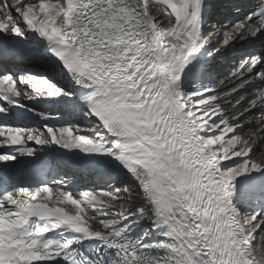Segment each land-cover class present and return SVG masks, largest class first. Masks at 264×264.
Masks as SVG:
<instances>
[{"label":"snow or ice","instance_id":"1","mask_svg":"<svg viewBox=\"0 0 264 264\" xmlns=\"http://www.w3.org/2000/svg\"><path fill=\"white\" fill-rule=\"evenodd\" d=\"M208 8L0 0V264H264V0ZM77 153L114 171L84 186Z\"/></svg>","mask_w":264,"mask_h":264},{"label":"bare ground","instance_id":"2","mask_svg":"<svg viewBox=\"0 0 264 264\" xmlns=\"http://www.w3.org/2000/svg\"><path fill=\"white\" fill-rule=\"evenodd\" d=\"M217 23V22H215ZM215 23H212V24H215ZM211 24V25H212ZM207 31H211V26L207 27L206 28ZM224 60H225V56H224ZM224 60H221V59H217L216 61H214L213 63V67H215L217 69V74L218 75H223L225 74V70H226V67L228 65H224ZM51 73L49 72H46L44 73L43 75L48 77L49 79L53 80V81H56L59 79V73H58V70L56 68L55 65H52V69H51ZM220 73V74H219ZM81 182L84 183V186H87V185H91V184H95L96 183V180L95 179H92V177L90 175H85L83 177H77Z\"/></svg>","mask_w":264,"mask_h":264}]
</instances>
